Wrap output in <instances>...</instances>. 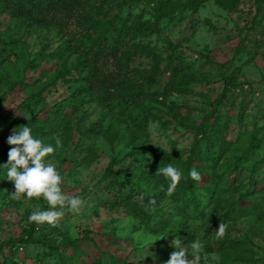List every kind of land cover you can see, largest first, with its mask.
Returning <instances> with one entry per match:
<instances>
[{
	"label": "rangeland",
	"instance_id": "rangeland-1",
	"mask_svg": "<svg viewBox=\"0 0 264 264\" xmlns=\"http://www.w3.org/2000/svg\"><path fill=\"white\" fill-rule=\"evenodd\" d=\"M141 7L138 4L131 15H135ZM114 13L112 10L110 15ZM13 33L16 34V46L5 53L6 60L0 63V117L10 115L14 119L25 120L40 117L44 108L77 105L72 98L79 86L76 82L79 74L74 70L76 57L51 58L45 63L34 59L37 54L49 56L57 49L60 42L55 33L37 29L23 34L5 15L0 16V38L6 42ZM151 42L160 57V70L165 65L166 56L170 52L176 53L186 64L192 65L193 72L202 76V81L191 85L184 95L169 93L165 96V105L174 103L185 109L178 110L174 120L168 109L160 110L162 116L158 114L149 118L137 134L146 148L139 150L131 147L129 138L108 144L100 137L76 138L73 135V140L65 144L58 157H45V160L57 165L62 178V194L69 198L80 197L85 202L79 213L66 211L56 226L72 239H82L83 232H88L87 239L81 240V260L90 262L98 256L101 264H166L175 251L171 246L174 238H169L167 230H145L143 224L126 214L124 207H110L119 197L115 187H108L107 183L128 181L135 187L139 183L130 170L141 166L145 159L151 161L155 157L164 167L168 164L174 166L169 159L183 161L194 141V133L189 127L213 111L214 117H218L219 135L228 144L229 160L219 162V167H229L235 160L232 145L237 140L246 145L245 136L254 134L261 142L253 159L245 165L247 169L234 176L236 180L231 186L224 185L218 200L222 203V200L246 197L241 200L240 207L228 216V220H224L228 228L222 237L243 243L251 264H264V0H241L232 12L221 10L212 0L198 1L194 8L163 20L159 24V34L152 36ZM36 64L38 66L33 69ZM62 65L69 68L66 76L60 72ZM149 65L151 62L140 58L130 64L138 69ZM40 71L46 75H40ZM220 76H232L235 86L223 91ZM166 77V74L159 76L152 91L160 92ZM220 95V102L209 106ZM79 105L71 120V125L78 132L93 123L100 122L105 126L102 123L107 114L105 110L89 99ZM187 120L192 123H186ZM212 121L211 116L208 123ZM125 123L128 125L127 121ZM15 127L13 122L0 121L1 150L9 147L7 139ZM139 151L142 154L135 155ZM59 163L63 166H58ZM9 187L3 186V193L9 191ZM141 187L149 195L159 193L155 210L168 211L170 223L181 218L188 231L191 234L194 232L193 236L198 233L199 223L193 219L196 212L192 207L170 205L166 199L168 195L161 187L151 189L144 183ZM200 187L197 190L202 193ZM49 208L42 197L0 199V244L20 239L27 217L34 211H47ZM211 229L216 235L211 243L215 244L219 237L215 233L218 227ZM47 230L46 223L37 224L32 237L37 238ZM138 237L147 239L139 242ZM194 240L192 237L185 244ZM148 247L149 255L143 259ZM41 250L38 245L23 246L16 256L11 259L8 256L5 264H37ZM0 264H4L1 258ZM43 264L57 263L48 258ZM208 264L217 262L209 256Z\"/></svg>",
	"mask_w": 264,
	"mask_h": 264
},
{
	"label": "trees",
	"instance_id": "trees-1",
	"mask_svg": "<svg viewBox=\"0 0 264 264\" xmlns=\"http://www.w3.org/2000/svg\"><path fill=\"white\" fill-rule=\"evenodd\" d=\"M198 1L201 0H0V16L5 15L17 31L29 34L41 29L52 31L58 37L60 43L51 55L37 54L34 59L45 63L51 58L62 60L71 55L76 57L74 70L79 74L76 81L79 86L72 95L73 103H78L77 105L44 108L40 117L25 120L5 115L0 117V121L15 123L17 131L20 127L28 126L33 138L54 147V153L48 156L58 157L65 144L73 140V135L76 138L100 137L108 144L129 138L131 147H137L139 150L146 148L137 134L146 126L147 120L158 114L162 116L160 110L164 109L169 110L171 119L174 120L176 112L185 109L177 107L174 103L165 105V96L169 93L184 95L191 85L203 79L193 72L192 65L186 64L176 53L170 52L166 56L165 65L160 70V57L151 42V37L159 34V24L163 20L173 18L183 10L194 8ZM240 1L212 0L214 5L226 12L234 11ZM138 4L142 5L141 9H138L135 15H131V11L137 8ZM112 10L115 13L110 15ZM15 46V33L7 37L6 42L0 38V63L6 60L5 53L11 52ZM139 58L151 62V65L142 69L131 67L130 64ZM36 66L38 64L34 65L33 69ZM60 72L62 76H66L69 74V68L62 65ZM39 74L46 75L44 71H40ZM165 74L166 82L161 91H152L158 77ZM220 79L223 81V91L235 86L232 76H220ZM85 99L95 102L106 111V118L102 121L105 126L100 122L93 123L78 132L71 125V120L80 108L79 103ZM220 99L221 95L213 103L210 102L209 106L216 105ZM211 116L213 121L208 123ZM186 123L191 124L192 121L187 120ZM189 128L194 133V141L186 151V158L181 162L169 159L183 174L174 192L169 195L167 192L169 181L163 175L156 174L158 168L164 165L155 157L151 161L145 159L141 166L130 170V174L139 183L135 187L128 181L107 183L108 187H115V193L119 197V200L110 207H124L126 214L143 224L145 230L157 232L167 230L169 238L180 237L184 243L194 237L200 241L205 253L213 252L219 256L220 264H251L243 243L223 237H218L215 244L211 243V239L216 237L211 228L218 227L221 222L228 220V216L240 207L241 200L246 199L238 197L236 200H222V203L218 200L219 192L224 185L231 186L239 172L247 169L245 165L253 159L261 142L254 134L245 136L246 145L242 144V140H237L232 145L235 160L229 167H219V162L229 160V157L228 144L219 135L218 117H214L212 111L195 125L193 122V126ZM56 138L61 141L58 148ZM9 150L10 145L5 150L0 149L2 200L6 197L11 200L15 192L14 182L6 179L7 169L3 167L8 163ZM141 154L142 151H139L135 155ZM60 165L62 167L63 163L58 164ZM193 168L200 173L202 177L200 181H194L189 177L188 173ZM108 171L107 169L106 172ZM142 183L151 189L155 186L161 187L164 194L167 193L166 199L172 206L192 207L196 212L193 219L199 223L198 233L193 236L194 232L191 234L188 231L185 221L181 218L170 223L168 211H151L152 206L148 204V200L154 198L156 207L159 193L149 195L146 193L147 190L145 192L141 187ZM6 185H10L9 191L3 193L1 188ZM198 186L202 193L198 192ZM141 195L143 200L137 198ZM27 221L28 219L20 239L0 244V258L4 264L8 261V256L11 259L16 256L19 249L22 250V247L27 245H38L42 248L37 264H43L48 258L54 259L57 264H101L98 256L90 262L80 259L83 254L81 240L87 239V231L83 232L82 239H72L58 226L46 223L48 230L33 238V230L37 223L29 224Z\"/></svg>",
	"mask_w": 264,
	"mask_h": 264
},
{
	"label": "clouds",
	"instance_id": "clouds-1",
	"mask_svg": "<svg viewBox=\"0 0 264 264\" xmlns=\"http://www.w3.org/2000/svg\"><path fill=\"white\" fill-rule=\"evenodd\" d=\"M19 129V131L17 129L13 130L7 139L10 150L8 152V163L3 165L7 169L6 179L14 182L15 192L12 194V198L20 200L22 198L39 199L42 197L50 206L49 210L34 211L28 217L27 223H47L56 226L66 211L79 213L85 202L80 197L69 198L62 194V178L57 170V165L51 160H45V157L54 153V147L45 145L41 140L33 138L31 129L28 126ZM60 146L61 141L56 138V147ZM156 174L163 175L169 181L167 188L169 195L174 192L183 175L178 168L171 164L159 167ZM188 175L194 181L202 179L195 168L190 170ZM137 198L143 200V195ZM148 204L152 206L150 210L155 211L156 200L150 198ZM227 228L228 225L221 222L215 233L217 236L222 237L225 235ZM146 239L147 237H138L139 242H144ZM171 246L175 251L170 255L166 264H208L209 256L217 264L219 262V256L216 253L206 254L198 240L185 244L180 237H176L172 240ZM148 249L149 247L146 249L143 259L149 255ZM153 259H155L154 256Z\"/></svg>",
	"mask_w": 264,
	"mask_h": 264
},
{
	"label": "built area",
	"instance_id": "built-area-1",
	"mask_svg": "<svg viewBox=\"0 0 264 264\" xmlns=\"http://www.w3.org/2000/svg\"><path fill=\"white\" fill-rule=\"evenodd\" d=\"M20 250V249H19Z\"/></svg>",
	"mask_w": 264,
	"mask_h": 264
}]
</instances>
